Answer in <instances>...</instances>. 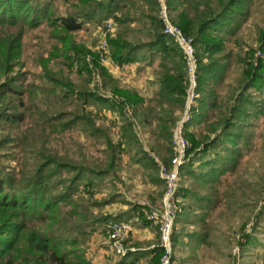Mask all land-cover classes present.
<instances>
[{
  "label": "trees",
  "instance_id": "obj_1",
  "mask_svg": "<svg viewBox=\"0 0 264 264\" xmlns=\"http://www.w3.org/2000/svg\"><path fill=\"white\" fill-rule=\"evenodd\" d=\"M64 1L69 5L66 12L54 0H0V74L6 76L0 85V151L20 148L18 167L0 161V264H93L87 258V244L99 229L106 231L112 222L132 219L151 224L145 218L149 205L131 203L117 191L107 199L95 200V188L105 181L114 184L122 169L123 154L128 152L132 162L146 170L150 181L159 187L157 196L161 199L164 182L158 176V165L152 155L162 157L170 165L174 130L186 107L190 82L184 53L163 33L156 2ZM168 3L173 23L193 38L199 60V112L186 127L205 123L199 135L186 133L191 143L190 160L181 168V174L197 178L213 191L208 197L184 187L179 191V197L190 202L178 210L173 234L174 259L188 251L183 262L186 264L196 260L203 245L216 248L223 239L215 236L217 230L208 222L214 203L220 202L213 182L237 167L242 157L240 143L248 148L252 139L249 120L264 110L253 95L254 91L264 94V23L256 28L255 41L249 44L238 34L251 15L253 0H168ZM110 19L119 27L116 38L108 40L115 64L149 59L150 66L160 59L159 89L148 102L136 91L122 88L101 66L98 56L75 40V34L86 24H102ZM134 24L139 27L132 28ZM42 26L49 28L51 38L58 44L42 65L50 86L40 88L42 99L37 100L36 94H32L39 90L35 88L29 91L27 100L24 81L19 74H12L20 65L23 33ZM232 38L235 48L229 49L227 43ZM233 55L242 72L220 98L214 85L222 84ZM60 60L63 68L76 69L85 78L82 85L72 82L62 69L49 70L48 63ZM95 77L102 82L91 87ZM73 101L82 105L78 110H67ZM88 106L97 107L100 113L106 110L115 114L114 126L100 122L101 116L88 112ZM27 119L40 129L38 137L24 136L22 126ZM136 124L149 128L153 137L150 151L142 144ZM115 126L120 127L123 142H114ZM71 130L91 138L96 152L79 147L77 156H70L52 146ZM29 140L30 145H25ZM212 154L214 157L210 159ZM5 158L6 154H0V160ZM197 163L207 172L197 171ZM248 189L242 201L234 195L230 197L227 207L232 208V214L238 206L251 207L254 198ZM83 190L89 193L88 199L76 198ZM116 202L128 209L117 215L103 214L105 206ZM150 254L151 264H159L160 249ZM140 256L143 254L129 253L119 264H136Z\"/></svg>",
  "mask_w": 264,
  "mask_h": 264
},
{
  "label": "rangeland",
  "instance_id": "obj_2",
  "mask_svg": "<svg viewBox=\"0 0 264 264\" xmlns=\"http://www.w3.org/2000/svg\"><path fill=\"white\" fill-rule=\"evenodd\" d=\"M54 1H56L57 5H59V8L62 12H66L69 9L68 3H66L64 0ZM263 20L264 0H253L251 15L249 19L242 24L238 36L243 38L246 43H254L256 38V28L263 25ZM106 23L107 21L103 22L102 24H86L83 30L75 34L74 37L76 42L84 45L94 56H98L101 66L108 72V74L113 77L114 80L119 81L122 88L136 91L143 98H145L147 102L152 100L159 89L158 77L160 71V59H156L155 63L150 66L148 64L149 59L146 62L130 64L128 70H125L123 74L111 73L109 69L103 64V59L99 51L100 31H105ZM138 27L139 25H132V28L134 29ZM118 31L119 27L116 24L114 31L110 32L107 35V40L116 38ZM235 38H232L231 41H228L227 45L229 49L235 48ZM21 43L22 52L20 65L15 67L12 75L19 74L18 76L21 78L22 82L24 81L23 83H25L24 85H26L27 91V100H29L30 96L29 91H32L35 88L39 90L32 91V94L35 93V96L38 97L37 100H40L42 99V92L40 88L50 86V82L46 79L45 70L42 65L50 56V53L53 51L54 47L58 46V44L56 40L51 38L50 30L47 26H42L39 29L32 31L27 30L23 33ZM109 49L110 56L112 58V49L110 47V44ZM88 59L91 60V57L89 56ZM60 62L62 61L60 60L58 63H48L49 70H51L52 72H58L60 69H62L65 76H67L75 84L82 85L84 83L85 78L81 77L77 73L76 69L74 71H69L66 68H63L60 65ZM241 72L242 67L236 60V56L233 55L231 58V65L224 76L222 84H217L216 86L214 85V88L220 98H223L225 96V94L229 90V85L233 84L239 78ZM5 81L6 76H2L0 74V85ZM101 82L102 79L100 77H95V80L91 87H94L96 84ZM253 95L255 100L259 102L260 106L264 105V94L254 91ZM200 98L197 102L198 106L195 108V110L192 111L193 117L199 112L198 108L200 104ZM80 105H82V102L73 101L72 105L68 106L67 110H78V106ZM87 111L92 112L94 115H97L99 117L101 116L100 119L102 121L100 122L105 124L107 127L112 126L113 122L117 121L115 114L110 111L104 110L102 113H100L99 109L94 106H88ZM178 114L180 113L177 112V115ZM182 115L183 113L181 114V117ZM31 121V119L26 120L25 124H23L22 126V132L24 131V136L33 135L32 138L38 137L40 129L35 128ZM190 122H188L187 124H189ZM249 124V134H251L252 139L248 148L247 144L245 146V144L240 143V147H242V157L239 159L237 167L233 171H229L225 175L221 176L218 181L213 182L215 188L218 191V198L220 202L216 205L214 203L208 222L210 225H213L215 230H217L214 233L215 236H221L223 239L222 241H219L216 248L210 247L208 245H203L197 252L196 260H191L192 262H188L186 264H264V110L260 111L257 116L252 117L249 120ZM204 126L205 123L201 126L192 125L191 127H186V133L199 135L203 131ZM155 127L156 126L153 125L152 131L155 130ZM114 129L115 130H113L112 134L114 142H123V133L120 127L118 129V126H115ZM148 129H144L140 125L136 124V131L140 136L142 144L145 146V149L147 151H150L149 143L151 142V140H153V137L151 136L152 134ZM22 135L23 134H21L20 136ZM187 140L191 146L188 138ZM30 142L31 140L26 141L25 145H30ZM37 143V145H39V142ZM52 146L58 149H62L63 152L67 151L70 156H72V154H75L77 156L76 153L78 152L79 147L84 148L85 150L87 149L90 152H96L97 150V148L93 145L92 139L85 134H81L78 130H71L64 133L62 135V138L57 139L56 142H53ZM125 147L126 150L127 146ZM21 148L24 147L21 146ZM19 150L20 148H17L14 151L12 147L1 150L0 154H6V158L0 161L6 166H12L13 168L18 167V162L16 160L19 155ZM171 150L173 155L172 147ZM152 156L157 162L158 176L161 179L160 165L163 164L167 167H170V165L164 163L162 157L155 154ZM213 157L214 154L210 156V159ZM121 163L122 169L118 174L119 178L114 179V184L110 183L109 181L99 183L95 188L96 194L94 196V199H107L110 195L113 194L114 191H117L127 200L128 198L129 200H142L150 202V204H152V200L155 199V205L153 204L152 206H160L161 201L157 196L160 189L158 187L156 192L150 191L147 171L144 170L141 166L134 164L132 162L131 155L128 152H125L123 154ZM195 168L199 172H207V169L203 170L200 167L199 163L196 164ZM250 184L253 187H249L248 189L247 186ZM179 185L180 189L184 187L189 189L193 193L198 192L206 197L213 195V191L210 187H207L206 184L189 175L180 174ZM164 187L166 189L165 183ZM247 189L249 190L248 192H250L252 199L254 198L253 201L250 202L251 207L247 208V204L238 206L237 208L235 207V214H232V208L227 207V204H229L230 202V197L234 195L238 197L237 199L242 201V198L246 197L245 194H247ZM88 197L89 193H86L85 191L77 194L76 196V198L81 199H88ZM189 202V200H184L179 197L178 210L180 209V206L182 207L184 204L187 206ZM240 204L243 203L241 202ZM111 207L112 206L110 205L105 206L102 210L103 214H107L106 210ZM94 212L97 213L98 210L95 209ZM119 212L120 211H117V214H119ZM243 223H245L244 226ZM190 231H192V228L189 227V232ZM155 232L156 235L154 239V247L152 250H159L158 246L160 245V241L158 229H156ZM247 236H250L249 240L247 239ZM97 238H101V242H104L107 245L108 251L111 255L110 244L106 231H103L101 233L96 232V234H93L90 242L87 244V251L93 248V246L97 248L98 244H100L96 242ZM213 240L216 241V239ZM134 242V246H136L137 241L135 239ZM188 253V251L185 252L182 257L176 260L177 264H185L183 262L186 258H188ZM98 255V251H94L93 249L89 252V254L87 253V258L92 262V260L94 258H97Z\"/></svg>",
  "mask_w": 264,
  "mask_h": 264
},
{
  "label": "built area",
  "instance_id": "obj_3",
  "mask_svg": "<svg viewBox=\"0 0 264 264\" xmlns=\"http://www.w3.org/2000/svg\"><path fill=\"white\" fill-rule=\"evenodd\" d=\"M159 6V15L164 24L163 33L173 39L183 50L184 59L189 77V89L187 92L186 107L182 117L174 130L173 155L170 167L160 165V177L166 185L164 196L158 207L150 206L145 211V218L152 225L157 227L161 252L159 264H177L174 259L173 234L178 214L180 174L181 168L189 161L188 150L190 144L186 137V125L193 118L192 111L198 106L200 98L198 87V66L199 60L193 38L187 36L173 23L170 17V9L167 0H153ZM116 23L110 19L106 23L105 31H100L99 51L103 64L113 74H123L128 70L130 64L117 65L110 56V49L107 35L114 31ZM120 126V125H119ZM118 126V129H119ZM133 226L131 221L112 222L106 226V233L110 244V252L113 258L123 259L129 253L135 252Z\"/></svg>",
  "mask_w": 264,
  "mask_h": 264
},
{
  "label": "crops",
  "instance_id": "obj_4",
  "mask_svg": "<svg viewBox=\"0 0 264 264\" xmlns=\"http://www.w3.org/2000/svg\"><path fill=\"white\" fill-rule=\"evenodd\" d=\"M148 180V178H147ZM150 180V179H149ZM148 180V185H149V189L152 192H156L158 186L155 185L154 183H152L151 181ZM155 197V196H154ZM150 198V197H149ZM129 200V198H128ZM161 201V199H160ZM129 202L134 203V204H139V205H150L152 206L154 203L152 202V204H150V202H146V201H140V200H129ZM155 205V204H154ZM111 208L107 209V214L109 215H116L117 211H126L128 209V206L120 203V202H116L112 205ZM106 214V213H105ZM132 222V226H133V235H134V239L137 241L136 244V252L138 253H142L143 256H140L139 261L136 264H151V259L153 255H148V253H150L154 247V239H155V235L156 232L155 230L157 229L154 225L152 224H144L142 222H139L137 220H130ZM102 229H99L97 232H102ZM96 234V232H95ZM101 238L100 239H96V242L100 243L98 244L97 248H95L93 246V248H89L90 250L87 251V253L89 254V252L91 250L94 249V251H98V256L97 258H94L92 260L93 264H119V262L122 260L120 259H115L113 258L109 251H108V247L107 245L103 242H101ZM105 240V239H104ZM95 242V241H93Z\"/></svg>",
  "mask_w": 264,
  "mask_h": 264
}]
</instances>
